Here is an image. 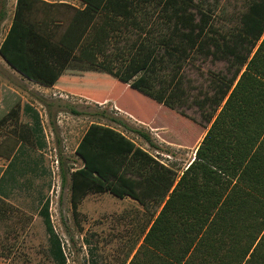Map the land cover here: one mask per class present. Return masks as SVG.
Returning <instances> with one entry per match:
<instances>
[{"label":"trees","instance_id":"obj_1","mask_svg":"<svg viewBox=\"0 0 264 264\" xmlns=\"http://www.w3.org/2000/svg\"><path fill=\"white\" fill-rule=\"evenodd\" d=\"M79 1L82 8L15 0L2 44L6 61L29 79H41L35 70L44 69V58L21 44L14 49L17 26L34 42L162 103L170 85L156 89L157 50L174 57L196 47L207 24L202 2ZM154 4L167 13L155 25L147 12ZM191 9L201 13L200 23ZM225 35L213 48L232 58L236 70L222 82L220 109L180 176L106 125H89L76 146L81 166L70 174L73 213L89 193L127 197L144 210L160 205L128 264H264V0H246L237 28ZM115 44L118 64L104 56ZM25 62L33 63L31 70ZM134 132L150 145L147 135ZM13 151L3 157L9 160Z\"/></svg>","mask_w":264,"mask_h":264},{"label":"rangeland","instance_id":"obj_2","mask_svg":"<svg viewBox=\"0 0 264 264\" xmlns=\"http://www.w3.org/2000/svg\"><path fill=\"white\" fill-rule=\"evenodd\" d=\"M200 1L207 24L196 47L176 57L157 50L162 61L155 73L156 89L168 80L170 85L164 101L157 104L77 59L34 42L15 26L14 49L21 44L44 58V69L35 70L41 75L38 82L24 76L6 61L2 48L15 0H0V264L132 260L160 205L152 203L144 210L127 197L89 193L73 213L70 174L81 166L75 149L89 125H106L177 176L182 174L219 109L222 82L236 70L233 59L222 57L213 42L221 45L222 35L237 28L246 4V0ZM190 11L194 23H200L201 13ZM147 12L154 25L167 19L155 4ZM117 49L116 44L108 45L104 51L115 64ZM134 131L147 135L150 145ZM12 148L5 159L3 154Z\"/></svg>","mask_w":264,"mask_h":264},{"label":"crops","instance_id":"obj_3","mask_svg":"<svg viewBox=\"0 0 264 264\" xmlns=\"http://www.w3.org/2000/svg\"><path fill=\"white\" fill-rule=\"evenodd\" d=\"M44 2H47V3H51V4H54V3H62V4H67V5H70L72 7H76V8H82L84 5L79 1V0H42ZM243 70V69H242ZM239 77V76H238ZM235 84V83H234ZM233 84V86H234ZM59 87V86H58ZM220 109V107H219ZM218 109V110H219ZM218 112V111H217ZM214 119V118H213ZM209 128V127H208ZM207 131V130H206ZM206 133V132H205ZM203 138V137H202ZM202 140V139H201ZM200 143V142H199ZM199 145V144H198ZM198 147V146H197ZM197 149V148H196ZM196 149H195V152H196ZM193 161V160H192ZM188 167V166H187Z\"/></svg>","mask_w":264,"mask_h":264}]
</instances>
